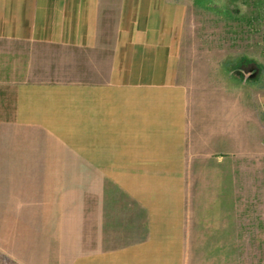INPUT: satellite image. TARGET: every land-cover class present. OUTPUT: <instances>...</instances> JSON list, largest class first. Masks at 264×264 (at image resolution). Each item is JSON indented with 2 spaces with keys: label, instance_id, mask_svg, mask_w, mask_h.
<instances>
[{
  "label": "crops",
  "instance_id": "1",
  "mask_svg": "<svg viewBox=\"0 0 264 264\" xmlns=\"http://www.w3.org/2000/svg\"><path fill=\"white\" fill-rule=\"evenodd\" d=\"M185 16L182 0H0V215L30 216L0 264H191L229 245L220 165L246 155L247 117L200 94L232 52L184 48ZM70 151L89 169L7 171Z\"/></svg>",
  "mask_w": 264,
  "mask_h": 264
},
{
  "label": "rangeland",
  "instance_id": "2",
  "mask_svg": "<svg viewBox=\"0 0 264 264\" xmlns=\"http://www.w3.org/2000/svg\"><path fill=\"white\" fill-rule=\"evenodd\" d=\"M182 1L186 6L184 48L213 45L216 49L232 52L226 57L225 70L200 72L204 83L209 73L215 74L209 87L200 88V94L226 97L228 100L224 103L214 104L216 110L220 106H230L245 112L247 117L246 155L242 153L238 157V151L232 152L225 165H220V170H225L229 176L225 184L230 214L229 245L192 247L189 260L191 264H264V0ZM63 138L77 143L78 136H56V145L63 142ZM66 153L72 159L70 166L8 167L7 171L45 175L52 170L56 175L71 177L89 169L74 165L78 151ZM187 186L190 194L212 189L206 182L188 183ZM29 218L0 215V241L6 239V234L13 236L15 226L21 228L22 222H29ZM6 226L12 231H6Z\"/></svg>",
  "mask_w": 264,
  "mask_h": 264
}]
</instances>
